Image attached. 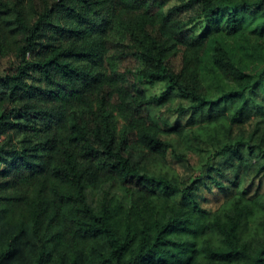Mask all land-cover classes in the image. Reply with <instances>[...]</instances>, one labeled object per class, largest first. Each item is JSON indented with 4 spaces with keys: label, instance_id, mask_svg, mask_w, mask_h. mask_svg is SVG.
I'll return each mask as SVG.
<instances>
[{
    "label": "trees",
    "instance_id": "1",
    "mask_svg": "<svg viewBox=\"0 0 264 264\" xmlns=\"http://www.w3.org/2000/svg\"><path fill=\"white\" fill-rule=\"evenodd\" d=\"M0 264H264V0H0Z\"/></svg>",
    "mask_w": 264,
    "mask_h": 264
},
{
    "label": "rangeland",
    "instance_id": "2",
    "mask_svg": "<svg viewBox=\"0 0 264 264\" xmlns=\"http://www.w3.org/2000/svg\"><path fill=\"white\" fill-rule=\"evenodd\" d=\"M1 62H2V63H1V66H2V65H3V63H4V60H2ZM160 169H161V168H160ZM157 171H159V168L157 169Z\"/></svg>",
    "mask_w": 264,
    "mask_h": 264
}]
</instances>
